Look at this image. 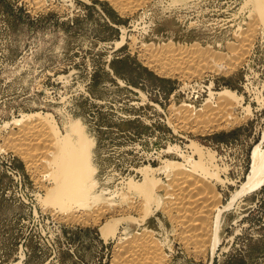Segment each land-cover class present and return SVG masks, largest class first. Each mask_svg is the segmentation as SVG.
<instances>
[{"label":"rangeland","instance_id":"obj_1","mask_svg":"<svg viewBox=\"0 0 264 264\" xmlns=\"http://www.w3.org/2000/svg\"><path fill=\"white\" fill-rule=\"evenodd\" d=\"M116 1L125 11L109 0H0V264H129L143 234L158 252L135 264H264V182L243 191L264 132L263 2ZM191 49L196 59L177 62ZM190 77L211 81L216 103L187 119L175 91ZM35 115L55 143L45 169L6 143ZM194 148L216 177L204 176L216 199L199 246L164 212L160 188L166 163L197 162ZM96 207L111 210L93 221ZM110 220L114 231L101 233Z\"/></svg>","mask_w":264,"mask_h":264},{"label":"bare ground","instance_id":"obj_2","mask_svg":"<svg viewBox=\"0 0 264 264\" xmlns=\"http://www.w3.org/2000/svg\"><path fill=\"white\" fill-rule=\"evenodd\" d=\"M110 1H111L112 4H114V6H115V3H117L116 0H109V2ZM119 1H122V3H123L124 0H119ZM139 1L140 0H128V3L125 1L124 3L126 5L125 4L124 5L127 7L128 4H131V5H134V6L136 4V6H138L137 4L139 3ZM259 1L263 2V6H262L263 13L261 15H258V16H261V19H262V20L259 19V22L262 21V23H263L264 22V0H259ZM119 6H121V5H119ZM259 6H261V5H259ZM121 7H123V6H121ZM118 8H120V7H118ZM256 8H257V6H256ZM120 9H122V8H120ZM133 9H136V8L134 7ZM127 10H129V8ZM123 11H125V10H123ZM256 12H257V9H256ZM259 12H261V11H259ZM259 12H257L256 14H258ZM258 16H256V17H258ZM256 19H258V18H256ZM257 22H258V20H257ZM253 28H251V29H253ZM237 51H240V50L237 49ZM242 53H243V51H242ZM175 54H180L176 58L177 62H179L180 64L184 63V61L187 58H189L190 61H192V60L196 59L197 56H198V52L196 50L193 51L192 49L190 51L189 50L188 51L187 50L186 51H178ZM153 55H154V53L151 56H153ZM168 56H169V54H168ZM163 58H165V57L163 56ZM189 59H187V60H189ZM170 61H168V63H170ZM210 61L212 62V59ZM174 63L175 62H173V64ZM190 64H192V63H190ZM201 64H202L201 66L203 68L211 66L208 62H205V63L201 62ZM177 65H179V64L177 63ZM177 65H175V66H177ZM179 66H177V67H179ZM181 67L183 68L184 66H181ZM197 67H196V70H195V67L192 70L193 71L194 70L198 71ZM168 68L170 69V67H168ZM181 70H177V71L181 72ZM193 71L184 70L181 73L182 74L185 73L183 75L186 76V78H188L189 76H191L189 74L192 73ZM201 71H202V69H201ZM204 71H206V70H204ZM181 73H178V74H181ZM192 74H196V76H197L198 72H194ZM201 74H203V73H201ZM193 76H191V77H193ZM191 77H190V79H191ZM217 96L220 97V98H223L224 100H230V101H231V99L233 97L236 98L235 96H233L232 93H230V92L228 93L226 91L222 92V93H218ZM238 100H240V99H238ZM222 107L223 106H221V108ZM223 109H224V107H223ZM217 110H221L220 107H219V109L217 108ZM184 115L187 116V114H184ZM187 119H191V116L188 115ZM46 122L47 121H45V119L43 117L39 116V115L32 116L31 119L27 123H25L23 126L21 125L18 128L15 127L14 128L15 132L11 133L7 137V142L5 140V142L9 146V148H11L15 152L19 153L20 155H22L24 157V160L26 159V161L30 162L32 167H35L36 165H38V166L40 165V167L43 166L44 169H45V166L47 165V164H45L46 163V159L49 158L48 155L50 153V150L53 149L54 144H55L54 141H53L52 136L50 135V132L48 131V127H47ZM198 122H200V121H198ZM201 123H202V121H201ZM191 148H192V146H191ZM196 148H198V147H196ZM196 148H194L192 150H193V153L197 154V156H198L197 162H193V161H190L191 159L190 160L187 159L186 165H180V164L176 165V164L166 163V169H168V171H169L168 172L169 173L168 183H166L164 185H161L160 188L163 190V193H164L163 196H164L165 201H166V203L164 201V203H165V207L163 209V210H165L164 212H167V214L175 217L174 219L173 218L172 219L173 220H178L177 224H176L177 227H178V223H180L179 226H181V229L185 230L184 231V234H185L184 237L188 238V240L192 239L193 240L192 243L194 242V243L197 244V246H199V245H201L202 241H198V239L199 240H201L202 238L205 239V237L208 236V234L210 232V229H209V232L207 233L208 226L212 224V223L211 224L208 223V221L210 222L209 213H211L213 215L214 214L213 211H215V210H213L214 207H213V209L211 207H209L210 201L212 200V202H214L213 198L214 199H216V198L214 196L213 197L210 196V194H209L210 190L208 189L209 187L205 185L207 183L204 184L205 177H206L205 175H209L208 177H211V176H213L214 178H216V177L214 175H212L213 173L205 172L206 171L205 170V162L208 159L205 157L206 155H205V152H203L204 150L202 151L201 149H196ZM209 157H210V155H209ZM75 161H76V159L74 157V154L71 153V155L68 158V161L66 162L67 163V168H66L67 173H72L75 169L77 170V168H74L75 167ZM187 167H189L191 170L187 169ZM44 169H42L40 171L39 176L43 177V178H47L50 173L48 172L46 174V172H44ZM73 173H75V172H73ZM263 174H264V132L262 133L260 142L257 145H255L253 147V149L251 150V153H250V173H249L250 176L247 179V182L245 183V185L243 186V191H245L247 193V190L251 191V190L256 189L257 187H259L264 182ZM151 179L152 178H150V180ZM151 183H152V181H151ZM154 183L155 182L153 181V184H148L147 185L149 187V189L147 187H145V188H147V189H145L146 192L143 191V193H145L144 196H143L145 199H146L145 196H147V199H149V200L151 199V196L152 197L154 196L153 193L150 194L151 191L153 192V190H152L153 187L156 186L155 185L156 183L155 184ZM73 186L74 185H72V187ZM136 186H137V184L135 185V187ZM139 187H140L139 188V190H140L142 186H139ZM76 190L74 191V189L72 188L69 191H67V193H70V195L68 194V196L77 197L79 199L85 194L82 191H78V190L76 191ZM136 192H137V190H136ZM211 192L212 191H210V193ZM208 194H209L210 197L208 196ZM212 194L215 195L214 193H211V195ZM237 195L234 194L233 196L235 197ZM143 197H142V201L145 200ZM234 197H232V198H234ZM79 200H77V201H79ZM83 200H84V198H83ZM149 200H148V202H149ZM160 200H161V198H160ZM73 201H75V200L73 199ZM82 202L83 201L81 200V203ZM133 202H132V204H134ZM144 203H147V201H144ZM130 204H131V202H130ZM142 205L143 204L140 203V207ZM136 206H139V204L136 205ZM146 206L147 205L145 204V206L142 207L143 210H144V208ZM132 207H135V206L132 205ZM108 209H109V207L108 208H106V207H96L95 210H94V212H95L94 214L95 215H92L93 217H91V219L93 221H97V220L100 219V217L103 218L104 216H106L105 214L109 213ZM110 210L111 209H109V211ZM142 213H143V211H142ZM107 217H108V215H107ZM211 218H213V217H211ZM115 225H116V222L114 220L106 221L105 224L101 228V233L110 234L112 231H114L113 228H114ZM195 229L197 230V232H194V231H196ZM150 237H151L150 235L143 234L141 236V238H137L136 237L137 239L135 241H133L134 243H131V245H132V246L130 245L131 246V250L129 249L131 252H130V255H129V258H128V261L130 262L129 264H135V262H137L138 259L141 260V259L153 258V257H155V255H157V252H158L157 248H156L157 246L153 242L154 245H155L154 246L152 244V241H150L151 243H149V238ZM144 244H146V245H144ZM128 247H129V245H128ZM197 248H199V247H197Z\"/></svg>","mask_w":264,"mask_h":264},{"label":"built area","instance_id":"obj_3","mask_svg":"<svg viewBox=\"0 0 264 264\" xmlns=\"http://www.w3.org/2000/svg\"><path fill=\"white\" fill-rule=\"evenodd\" d=\"M209 91L216 92L213 90L212 82L205 83L202 79L197 78L182 81L175 92H179L180 94L184 93L181 98L180 106L187 111V115L192 116L205 105V102L214 108L216 101L211 103L208 98L213 101V95L215 94H209ZM229 117L227 119H229Z\"/></svg>","mask_w":264,"mask_h":264}]
</instances>
